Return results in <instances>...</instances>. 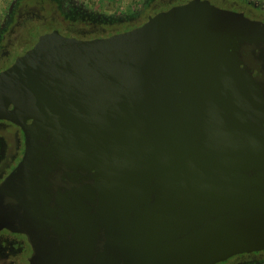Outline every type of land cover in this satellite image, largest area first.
<instances>
[{
	"label": "water",
	"instance_id": "95a60500",
	"mask_svg": "<svg viewBox=\"0 0 264 264\" xmlns=\"http://www.w3.org/2000/svg\"><path fill=\"white\" fill-rule=\"evenodd\" d=\"M0 54V183L22 264L264 253V23L193 0L114 37L22 21Z\"/></svg>",
	"mask_w": 264,
	"mask_h": 264
},
{
	"label": "flooded vegetation",
	"instance_id": "af4514ba",
	"mask_svg": "<svg viewBox=\"0 0 264 264\" xmlns=\"http://www.w3.org/2000/svg\"><path fill=\"white\" fill-rule=\"evenodd\" d=\"M193 0H5L0 7V54L24 21L48 24L70 37H114L147 25L153 17ZM207 7L264 23V0H196ZM22 131L0 124V183L22 154ZM28 246L20 235L0 230V264H22ZM228 264H264V253Z\"/></svg>",
	"mask_w": 264,
	"mask_h": 264
},
{
	"label": "rangeland",
	"instance_id": "374dc122",
	"mask_svg": "<svg viewBox=\"0 0 264 264\" xmlns=\"http://www.w3.org/2000/svg\"><path fill=\"white\" fill-rule=\"evenodd\" d=\"M5 0H0V7L3 5Z\"/></svg>",
	"mask_w": 264,
	"mask_h": 264
}]
</instances>
